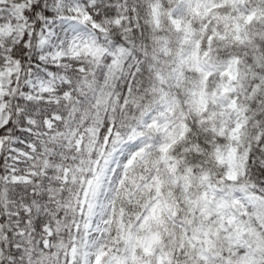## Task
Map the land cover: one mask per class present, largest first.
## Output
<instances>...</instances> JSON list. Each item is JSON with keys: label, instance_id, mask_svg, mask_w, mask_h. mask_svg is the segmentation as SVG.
<instances>
[{"label": "snow or ice", "instance_id": "6c2138e0", "mask_svg": "<svg viewBox=\"0 0 264 264\" xmlns=\"http://www.w3.org/2000/svg\"><path fill=\"white\" fill-rule=\"evenodd\" d=\"M0 264H264V0H0Z\"/></svg>", "mask_w": 264, "mask_h": 264}]
</instances>
